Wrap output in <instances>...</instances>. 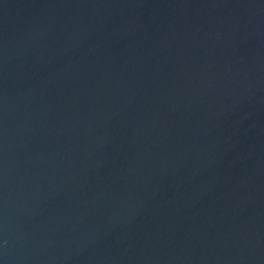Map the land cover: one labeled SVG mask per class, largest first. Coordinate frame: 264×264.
I'll return each mask as SVG.
<instances>
[{"label":"water","instance_id":"95a60500","mask_svg":"<svg viewBox=\"0 0 264 264\" xmlns=\"http://www.w3.org/2000/svg\"><path fill=\"white\" fill-rule=\"evenodd\" d=\"M0 264H264V0H0Z\"/></svg>","mask_w":264,"mask_h":264}]
</instances>
